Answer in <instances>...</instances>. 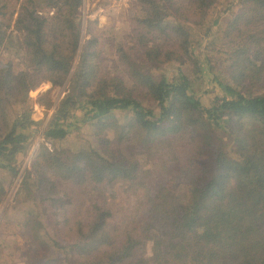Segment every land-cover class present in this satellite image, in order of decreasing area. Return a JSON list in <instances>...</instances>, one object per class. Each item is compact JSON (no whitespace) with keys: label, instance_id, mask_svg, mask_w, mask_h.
I'll use <instances>...</instances> for the list:
<instances>
[{"label":"trees","instance_id":"1","mask_svg":"<svg viewBox=\"0 0 264 264\" xmlns=\"http://www.w3.org/2000/svg\"><path fill=\"white\" fill-rule=\"evenodd\" d=\"M215 1L144 0L151 10L144 19L150 30L169 32L175 36H169L172 40L183 38L166 49L152 45L145 50L148 57L165 54L171 59L180 50L195 57L190 28L182 22L163 26V21L169 11L183 15L190 9L200 15V24ZM13 3L0 0V44ZM82 3L20 4L8 38L15 45L13 32L19 33L24 68L0 62V168L18 173L13 159L26 151L33 128L42 123L32 118L30 91L43 81L63 85L73 68L81 46L77 12ZM241 3L224 30L233 82L214 77L223 95L215 96L210 106L197 97L182 69L172 77L154 78L129 60L130 66H137L134 77L156 110L121 78L100 76L95 39L84 46L74 73V94L56 107L45 138H64L72 130L80 120L73 108L84 111L83 122H94L97 128L113 126L119 132L115 137L99 134L79 152L61 148L48 153L43 148L26 170L20 194L32 193L35 187L47 193L49 224L58 233L54 239L47 235L56 252L44 264H59L58 250L70 264H264V87L257 91L264 86V0ZM211 32L208 27L205 34ZM13 102L25 106L10 120L7 108ZM120 110L126 111L122 126L114 115ZM139 146L146 150L147 164L139 156ZM50 171L84 187L87 190L80 192L85 194L104 195L107 186L116 184L126 192L144 194L131 211L122 209V216L104 199L92 200L89 216L76 219L67 209L74 198L62 194ZM155 173L158 181L151 184L149 177ZM29 220L39 219L32 212ZM36 257L32 263L39 260Z\"/></svg>","mask_w":264,"mask_h":264},{"label":"rangeland","instance_id":"2","mask_svg":"<svg viewBox=\"0 0 264 264\" xmlns=\"http://www.w3.org/2000/svg\"><path fill=\"white\" fill-rule=\"evenodd\" d=\"M13 2V7H11L13 16L9 27L5 29L6 36L0 44V62L3 64V62L12 61L16 70H20L24 66L17 47L19 33L13 32L15 45L8 36L14 29L22 0H13ZM241 2L242 0H216L206 14L205 20L200 24L196 23L200 15L194 10L188 9V12L183 15H175L169 11L170 14L163 21V26L182 22L189 27V41H192L196 56L188 57L183 53V50H180V53L170 56L171 59H167L165 54L157 59H151L145 52L147 48L159 44L160 47L166 49L168 44H179L183 38L172 40L169 36L174 35L169 32L158 29L150 30L144 19L150 15L151 10L147 8L144 0H129L126 3H117L112 0H83L77 12L78 20L82 26L81 46L75 57L73 68L63 85L57 86L50 81H43L36 89L30 91L29 105L33 107L32 118L42 121V123L33 128L26 151L13 159L18 173L14 174L9 169L0 168V264H44L43 260L51 254L53 256L56 252L54 251L55 245L47 238V235L53 239L58 237L54 227L49 224L48 213L52 208L44 201L47 193L35 187L32 193L20 194L26 170L31 168L41 150L44 148L48 153H53L57 149L64 148L63 150L79 152L94 143L95 137L99 134L115 137V134L119 132V129L113 126L97 128L94 122H83L84 111L73 108L72 114L80 120L72 127V130L64 138L53 140L45 138L44 132L53 119L56 107L68 96L74 94L76 77L74 73L84 46L90 40L95 39L94 50L100 76L121 78L128 89L140 94L144 103L154 106L156 110L157 106L147 101L144 96L146 88L134 77V71H136L134 68L137 66H130L129 60H133L136 65L154 78H159L162 75L172 77L178 73L179 69H182L191 78L197 97H200L205 106H210L215 96L223 95V92L215 87L214 77L219 76L226 81L233 82L228 60L229 40L225 38L224 30L228 23V17L240 9ZM208 27H212V32L207 35L205 32ZM178 54L179 56L184 54L187 57L180 60L177 58ZM182 61L183 63H181ZM263 87L262 85V88L257 91H261ZM48 102L53 103V106H49ZM23 106L25 105L15 104V102L8 105L10 120ZM114 115L120 126L126 123V111L120 110ZM142 148L139 146V150ZM145 152L146 150L142 149L139 156L143 163L147 164L150 159ZM149 164L148 166H150ZM158 170L163 172L164 168L162 170L158 167ZM49 174L62 194H67V199L69 196L74 198L73 205L67 209L72 214V218L76 216V219H86L89 216L88 208L91 206L92 200L103 203L104 199L107 204L113 206L116 215L121 214L122 216L121 210L131 211L138 205L144 194L143 190L138 194L131 191L126 192L125 187L120 184L107 186L104 195L99 196L100 193L85 194L80 192L83 189L87 190L84 187L63 181L51 171ZM156 176L158 173L150 175L151 184L158 181ZM32 212H35L39 220H29ZM58 243L59 246L63 244L61 240H58ZM146 249L148 253L151 252V243L147 245ZM61 254L62 252L58 250L59 264H70L67 257L63 258ZM36 255L40 258L36 263H32V259H37ZM50 264H58V260H54Z\"/></svg>","mask_w":264,"mask_h":264},{"label":"built area","instance_id":"3","mask_svg":"<svg viewBox=\"0 0 264 264\" xmlns=\"http://www.w3.org/2000/svg\"><path fill=\"white\" fill-rule=\"evenodd\" d=\"M112 1H115L117 3H126L128 2L129 0H112Z\"/></svg>","mask_w":264,"mask_h":264}]
</instances>
